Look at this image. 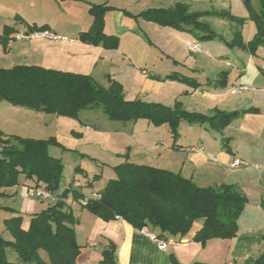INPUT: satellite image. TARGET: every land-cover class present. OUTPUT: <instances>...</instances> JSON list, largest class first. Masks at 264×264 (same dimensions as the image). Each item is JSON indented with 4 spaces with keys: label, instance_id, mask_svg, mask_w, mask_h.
Returning <instances> with one entry per match:
<instances>
[{
    "label": "crops",
    "instance_id": "0c3cea01",
    "mask_svg": "<svg viewBox=\"0 0 264 264\" xmlns=\"http://www.w3.org/2000/svg\"><path fill=\"white\" fill-rule=\"evenodd\" d=\"M181 1L173 0L170 3V0H0V69L38 66L68 72L67 67L75 66L74 60L83 54L82 51H92V48L101 49L100 46L94 47L79 40L80 34L88 32L93 25L91 7L104 5L111 8L105 15L104 31L108 36L119 37L122 46L124 40L138 42L144 39L147 32L143 26L154 24L138 17L141 13L150 9L173 8L183 2ZM208 1L213 2V0H188L183 4L190 8V3L204 4ZM73 5L81 9L80 13L84 18L74 26L75 29L72 28L67 32L70 24L66 17ZM52 8L60 12L57 19L61 20L57 26L54 24L56 20L50 18ZM6 26L12 29L7 50L1 42ZM34 26L46 27V30L32 33L29 29ZM126 56L131 58L132 55L126 54ZM199 65L201 66V63ZM209 65H214V62L210 60ZM258 70H262L264 75L263 68L259 67ZM143 74L148 75L146 69H143ZM176 74L199 84L197 88H190L193 98L197 94L210 98L197 103L198 106L205 104L202 108L205 111L196 113L210 115L216 110L229 113L254 110L244 113L223 130L224 133H228L226 141L223 140L226 142L223 150L213 152L199 145L176 150L180 158H173L174 156L170 155L171 157L165 159L160 156L161 160L164 158L160 169L179 173L199 187L234 185L245 194L248 202L239 218L237 235L233 239H210L202 243L196 240L197 234L202 229V223L197 222L183 237L163 235L158 239L159 231L153 227L140 230L119 217L106 222L92 214L81 203L82 200L92 198L93 193L100 191H93L90 197H86L83 183H81L82 187L71 189L75 181H80L74 178L62 188L60 183L54 195L60 197L68 191L64 199L67 209L78 220L75 230L81 250L75 264H108L104 252L110 250V244L114 246L113 264H255L264 252V210L260 205L264 198V110L259 105L264 102V95H261L264 94V89H258L257 94L255 91L254 97L237 100L233 96L249 92L250 88L247 84L256 81V76L252 75L251 78L242 81L232 79L228 71H222L214 79L202 82L194 77ZM155 76L159 75L153 74L152 78L145 80L144 94L164 91L165 82ZM224 80L227 82L226 87H219ZM240 86L248 89L240 94L231 93L232 88ZM225 90L233 95L232 98L224 93ZM245 102L251 103L243 105ZM30 111L32 110L0 102V134L4 138L16 136L35 139L30 134L36 133L37 118H42L43 114L34 111L36 114L33 115ZM79 121L83 123L81 119ZM69 125L75 127L74 122H69ZM201 126L207 131L211 129L208 125ZM85 129L89 127L82 128ZM69 134L71 135L69 136L68 132L65 134L58 132L54 136L58 143V146H55L57 149L77 151L85 140L84 134L75 128L71 129ZM237 159L243 164L234 167L233 162ZM123 163L125 162L121 164ZM78 171L85 173L81 167ZM98 176L95 175V178ZM113 178V176L109 177L108 181ZM91 183L90 181L89 185ZM33 184V181L22 176L17 186L0 188V209L5 211L6 215L10 214V217L3 219L4 226L5 220L21 217L23 228L27 229L31 219L48 208V202L28 197V188ZM4 199L13 202L12 207H4L1 203ZM162 242L166 243L165 247H162Z\"/></svg>",
    "mask_w": 264,
    "mask_h": 264
},
{
    "label": "trees",
    "instance_id": "16d2710c",
    "mask_svg": "<svg viewBox=\"0 0 264 264\" xmlns=\"http://www.w3.org/2000/svg\"><path fill=\"white\" fill-rule=\"evenodd\" d=\"M261 12L250 9V19L257 26L254 39L246 45L252 54L264 44V0H260ZM111 8L104 5L90 9L94 22L79 40L87 45L117 49L119 39L105 34V15ZM205 13H190L186 5L178 4L173 9H150L138 17L154 24L179 30L203 29L199 19ZM222 18L234 17L228 12L218 13ZM236 20V19H235ZM246 19H240L242 24ZM206 29V27H205ZM46 27H32L30 32H40ZM12 29L4 28L1 42L5 50ZM212 34H207L210 38ZM242 37L236 33V39ZM242 39V38H241ZM264 73V72H263ZM227 76V74H226ZM193 88L199 87L194 80L178 74L166 76ZM159 79V78H158ZM161 80V79H159ZM224 80L219 87H226ZM123 85L110 80L107 88L100 86L91 76L47 69L38 66H16L0 69V102L14 107L26 108L42 114H51L79 120L86 110L101 109L108 119L117 122L147 120L155 125L169 123L174 135L183 121L191 125H208L215 131H223L244 113L216 110L210 115L187 112L179 105L168 107L163 104L142 100L127 101ZM257 112V110H255ZM58 146L54 137L49 140L26 139L0 134V188H12L19 184L22 176L34 182L29 188H45L55 193L62 181L64 164L61 159L50 155L49 147ZM115 179L108 181L105 188L97 192L99 199L89 198L84 207L100 219L108 222L119 217L140 230L153 227L163 235L183 237L197 222L202 229L196 240L205 243L210 239H233L238 233V221L248 202L245 194L234 185L222 184L202 188L179 173L136 165L129 161L114 168ZM68 191L55 203L35 215L27 229L21 217L5 220L6 231L12 240H5L0 232V264H75L81 247L77 242L75 226L78 220L69 212L65 203ZM264 210V198L261 201ZM17 255L10 260L9 253ZM42 252L47 259L42 257ZM114 246L104 252L108 264H113ZM255 264H264V252Z\"/></svg>",
    "mask_w": 264,
    "mask_h": 264
},
{
    "label": "rangeland",
    "instance_id": "374dc122",
    "mask_svg": "<svg viewBox=\"0 0 264 264\" xmlns=\"http://www.w3.org/2000/svg\"><path fill=\"white\" fill-rule=\"evenodd\" d=\"M172 1L170 0V3ZM182 1L178 4L185 5L183 3L188 2V0ZM190 4V8L186 5L190 13H209L199 19V23L204 25L203 29L198 28L195 32L178 31L150 22L152 25L143 26L147 32L144 39L138 42L124 40L121 46L118 37L117 49H106L100 46L101 49L96 50L90 47L92 51H82L83 54L74 60L75 66L67 67L68 72L87 74L104 88L109 86L111 79L118 80L123 84V95L127 101L139 99L169 107L179 105L181 109L190 113L205 111L202 109L205 104L198 106L197 103L210 98L208 96L204 98L198 94L193 98L190 93V88L193 89V87L180 81L170 80L165 77L166 75L181 73L202 82L214 79L222 71H228L232 79L242 81L254 75L256 81L247 84L250 88L249 92L233 96L224 91L237 100L254 97L255 91L257 94L258 89H264V75L262 70H258L259 67L264 69V44L258 46L255 54H252L248 48L241 47V44L244 43L247 46L257 33V26L250 19V9L260 14V0H213L204 4ZM80 10L75 5L69 10L66 20L70 27L67 32H70L72 28L75 29L74 26L82 21L81 18H84ZM222 12H228L236 20L220 17L218 13ZM58 14L60 12H56V8L51 9L50 18L56 20L54 23L56 26L61 20L57 19ZM240 19L246 20L242 24H237ZM237 32H241L242 37L236 39ZM207 34L212 35L207 38ZM190 45L200 46V48L191 50ZM126 54L132 55L131 58ZM210 60L214 62V65H209ZM198 63H201V66ZM143 69H146L148 75L143 74ZM153 74L159 75L155 77L165 82V89L161 93L146 95L143 93L145 80L152 78ZM261 95L264 94L261 93ZM256 99H258L257 96ZM249 103L251 102H245L243 105H249ZM259 105L264 110V102ZM30 112L33 115L36 114L34 111ZM80 119L83 123L79 120L71 121L73 119L43 114L42 118H37L36 133L30 135L35 139L49 140L58 132L64 134L68 132L70 136L69 133L74 128L84 134L85 140L77 151H64L51 145L49 152L51 156L61 158L64 164L61 188L68 181L76 178L81 182L75 181L71 189L80 188L83 183L85 185L83 192L86 197H90L93 191H102L109 177L113 176L115 179L114 167L122 162L130 161L136 165L161 168L164 158L167 159L171 157L170 155L174 156L173 158H180L176 150L202 145L208 150L217 152L224 149L223 145L226 143L224 141L228 138V133L223 131L216 132L211 129L207 131L201 125H191L185 121L179 124L176 135L172 132L169 123L155 125L144 119L127 123L112 121L101 109L83 111ZM69 122H74L75 127L69 125ZM86 126L89 129L82 130ZM160 156L164 158L161 160ZM79 167L85 173L78 171ZM95 175L99 176L95 178ZM90 181L91 185H89ZM76 184L80 186L77 187ZM1 203L4 207H12L14 204L7 199ZM4 212L0 209V232L5 240H12V236L3 225V219L10 217V214L6 215ZM42 257L47 259L43 252ZM9 258L15 261L17 255L10 252Z\"/></svg>",
    "mask_w": 264,
    "mask_h": 264
},
{
    "label": "built area",
    "instance_id": "2783aa9c",
    "mask_svg": "<svg viewBox=\"0 0 264 264\" xmlns=\"http://www.w3.org/2000/svg\"><path fill=\"white\" fill-rule=\"evenodd\" d=\"M189 47L191 50H198L200 48V46H195V45H190ZM247 89H248L247 87L240 86V87L232 88L231 93L232 94H240ZM196 150H198V149H196ZM242 164H243V162L238 160V159L233 162L234 167L240 166ZM76 186L79 187L80 184H76ZM27 194H28V197L30 199H34V200H40V201L48 202V203H55L58 201V196L54 195V193H52L51 191H49L45 188H28ZM92 198L99 199L100 194H98V193L93 194ZM81 203H82V205H85L86 201H82ZM150 236L154 239L156 238L154 235H150ZM161 244H162V247L166 246V243H164V242H162Z\"/></svg>",
    "mask_w": 264,
    "mask_h": 264
}]
</instances>
